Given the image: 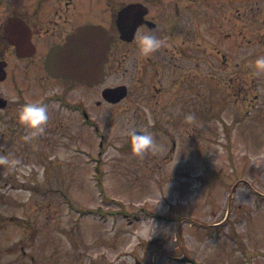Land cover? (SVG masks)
Here are the masks:
<instances>
[{
  "label": "rangeland",
  "instance_id": "1",
  "mask_svg": "<svg viewBox=\"0 0 264 264\" xmlns=\"http://www.w3.org/2000/svg\"><path fill=\"white\" fill-rule=\"evenodd\" d=\"M160 32L170 48L191 46L186 85L137 74L124 78L126 101L100 107V88L79 87L70 98L91 107L95 134L53 106L42 132L22 124L21 107L52 83L41 62L11 61L0 84V264H264V0H193L191 26ZM139 47L123 68L141 66ZM115 63L106 86L124 82L122 56ZM131 129L151 132L157 150L134 152ZM168 133L176 150L164 159Z\"/></svg>",
  "mask_w": 264,
  "mask_h": 264
},
{
  "label": "flooded vegetation",
  "instance_id": "2",
  "mask_svg": "<svg viewBox=\"0 0 264 264\" xmlns=\"http://www.w3.org/2000/svg\"><path fill=\"white\" fill-rule=\"evenodd\" d=\"M192 3L193 0H0V68L1 64H4L5 69V77L0 79V84L8 80L12 60L23 64L41 62L42 84L52 83V89L43 87L40 101L48 106V110L53 106L58 112L67 110L70 113H77L82 117L83 124L90 127L95 134L97 126L95 118L91 115V107L84 106L78 99L70 98V94L79 87L94 90V93L96 88H100L101 100H94L95 106L100 107L112 103L110 99L104 97V91L108 88L125 86L127 94L117 103L126 101L131 96V88L124 78L132 82L134 75L137 74V79H140L139 84L148 78L149 73L151 78L160 81L162 76L165 77V73L169 72L175 77L179 75L178 86L186 85L190 75L187 73L189 69L187 62L192 59L189 44L186 49H182L172 41L170 48L167 45L170 42L164 40L162 47L149 55L141 51L140 67L137 63L132 64L131 68H123V66L127 64L130 46L136 43V38L141 32L151 31L161 37V30H164V34L182 32L191 26ZM130 6L133 9L123 15L122 12ZM134 26L136 27L134 36L131 39L123 38L122 30ZM86 27L101 32L97 35L95 31L97 36H93L103 39L102 48L99 51L95 46L96 50L93 53L96 60L106 57L103 72L99 74L97 80L91 79L86 82L51 74L47 70V63L69 58L55 54L67 47L71 39ZM69 51L70 49L67 48V52ZM73 51L79 52L75 48ZM84 53L89 55L85 50ZM201 53L205 54V51L201 50ZM120 56L123 59L124 82L106 86L105 80L111 74L112 67L116 65L115 58L118 59ZM159 92L160 89L158 94ZM156 95L153 93V96ZM0 98L6 101L0 110L6 109L8 101ZM52 122L57 125L62 123L59 120ZM137 130L146 131L144 129L135 131ZM167 135L169 137L170 133ZM168 141L171 147L164 152V159H171L176 150L175 138L171 135Z\"/></svg>",
  "mask_w": 264,
  "mask_h": 264
},
{
  "label": "water",
  "instance_id": "3",
  "mask_svg": "<svg viewBox=\"0 0 264 264\" xmlns=\"http://www.w3.org/2000/svg\"><path fill=\"white\" fill-rule=\"evenodd\" d=\"M133 7L130 6L128 9L123 11L122 14L126 15V11L132 10ZM91 27H86L81 29L78 34L71 39L69 42L68 46L65 48L60 49V51L55 54V55H61L64 57H69L65 58L60 62H51L47 63V68L49 72L53 75L56 76H63V77H69L77 81H90L92 80H97L99 77V74L103 72V65L105 63L106 57L103 56L102 59H95V54L93 53L96 50V47L99 49L102 48V41L99 36L94 37L95 31L97 32V35H99L101 32L98 31L97 29L92 31L90 30ZM135 26L122 30V37L123 38H129L131 39L134 36V30ZM94 29V28H92ZM94 35V36H93ZM96 35V36H97ZM106 42L108 40L106 39ZM96 46V47H95ZM67 48L70 49L69 52H67ZM78 49L79 52H74L73 49ZM108 49V46H106ZM88 52L89 55L87 53ZM67 56H66V55ZM106 55V54H104ZM97 56V54H96ZM70 59V60H69ZM5 77V70H4V64H1L0 68V79H4ZM126 95V87L125 86H120L114 89H108L104 91V97L106 99H110L111 102H118L120 101L123 97ZM6 101L0 98V107L4 106ZM136 132H141V131H136ZM132 137L130 136V142H131ZM136 264H139L137 262Z\"/></svg>",
  "mask_w": 264,
  "mask_h": 264
},
{
  "label": "clouds",
  "instance_id": "4",
  "mask_svg": "<svg viewBox=\"0 0 264 264\" xmlns=\"http://www.w3.org/2000/svg\"><path fill=\"white\" fill-rule=\"evenodd\" d=\"M141 51L145 55H149L160 49L165 43L164 39L153 34L151 31H143L137 37ZM257 71H264V55L259 56L255 60ZM19 121L35 133L42 132L44 125L49 119L48 106L41 101H30L25 103L18 115ZM186 119L189 121L195 120L194 114H188ZM131 147L136 153H144L147 150L155 151L158 148L157 142L149 131L136 132L130 130ZM14 163V161H12ZM0 163H9L7 155H0Z\"/></svg>",
  "mask_w": 264,
  "mask_h": 264
}]
</instances>
